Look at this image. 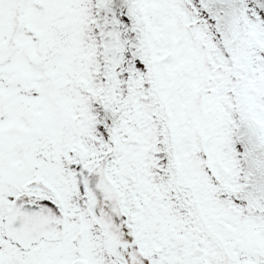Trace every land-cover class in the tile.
Returning a JSON list of instances; mask_svg holds the SVG:
<instances>
[{
	"label": "snow or ice",
	"instance_id": "snow-or-ice-1",
	"mask_svg": "<svg viewBox=\"0 0 264 264\" xmlns=\"http://www.w3.org/2000/svg\"><path fill=\"white\" fill-rule=\"evenodd\" d=\"M0 264H264V0H0Z\"/></svg>",
	"mask_w": 264,
	"mask_h": 264
}]
</instances>
